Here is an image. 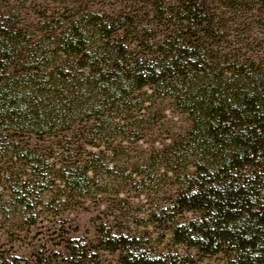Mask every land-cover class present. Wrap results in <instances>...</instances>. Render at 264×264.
<instances>
[{"label": "rangeland", "instance_id": "obj_1", "mask_svg": "<svg viewBox=\"0 0 264 264\" xmlns=\"http://www.w3.org/2000/svg\"><path fill=\"white\" fill-rule=\"evenodd\" d=\"M191 1L212 27H183L178 0H0V34L11 30L13 39L8 59L0 55L1 84L22 93L38 82L68 110L51 128L0 125V264L61 260L72 247L91 253L86 264H241L230 238L215 247L196 238L202 213L184 206V190L203 171L190 107L165 82L97 92L109 89V60L155 65L179 32L199 37L205 62L187 72L195 81L208 72L264 79V0ZM86 10L107 16L110 31H95ZM72 24L89 30L80 50H65L59 34ZM240 174L264 178V152ZM108 234L120 243L115 251Z\"/></svg>", "mask_w": 264, "mask_h": 264}, {"label": "trees", "instance_id": "obj_2", "mask_svg": "<svg viewBox=\"0 0 264 264\" xmlns=\"http://www.w3.org/2000/svg\"><path fill=\"white\" fill-rule=\"evenodd\" d=\"M157 6L163 7V3ZM85 12L95 19L92 21L95 31L107 30V16L92 10ZM176 12L178 21L187 29L194 31L200 26L209 29L213 25L214 18L191 0H178ZM68 29L59 33L66 44L65 50L70 47L80 50L84 43L79 37L87 36L89 30L79 29L76 24L69 25ZM3 30L0 55L7 60L13 39L11 30ZM178 37L181 38L176 45L163 60L157 59L155 65L136 68L126 63L120 67L117 57L109 60L106 65L109 89L97 92L102 95L112 92L110 89L118 88L121 81L133 84L147 81L153 85L165 82L172 96L190 107L196 123L193 148L202 152L199 156L203 166V171L198 168L199 175L192 179L194 184L184 190V206L202 213V221L192 223L196 227L193 233L196 238L212 239L213 243L207 246L213 247L218 239L230 238L241 264H264V178H250L245 174L234 177L239 168L264 152V79L256 75L244 80L222 79L208 72L201 82L195 81L187 72L196 73L198 64L205 62L204 54L195 49L199 48L198 36L196 32H179ZM110 66L118 67L111 69ZM118 72L130 75L124 80L116 76ZM50 94L35 81H30L22 93H13L9 83L0 82V125L9 119L35 127L51 128L57 122L62 123L68 110L57 109L55 96ZM74 181L70 179L68 183ZM108 238V248L115 251L120 243L114 241L113 235ZM68 252L71 255L65 259L48 257L37 264H86L92 258L83 249L72 247Z\"/></svg>", "mask_w": 264, "mask_h": 264}]
</instances>
